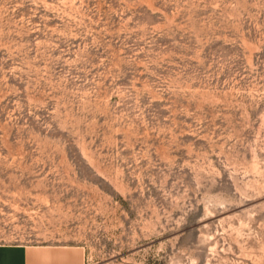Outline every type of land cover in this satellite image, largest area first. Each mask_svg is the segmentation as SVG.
I'll use <instances>...</instances> for the list:
<instances>
[{
    "label": "rangeland",
    "instance_id": "374dc122",
    "mask_svg": "<svg viewBox=\"0 0 264 264\" xmlns=\"http://www.w3.org/2000/svg\"><path fill=\"white\" fill-rule=\"evenodd\" d=\"M0 241L264 264V0H0Z\"/></svg>",
    "mask_w": 264,
    "mask_h": 264
},
{
    "label": "crops",
    "instance_id": "0c3cea01",
    "mask_svg": "<svg viewBox=\"0 0 264 264\" xmlns=\"http://www.w3.org/2000/svg\"><path fill=\"white\" fill-rule=\"evenodd\" d=\"M0 264H84L80 246L0 241Z\"/></svg>",
    "mask_w": 264,
    "mask_h": 264
}]
</instances>
